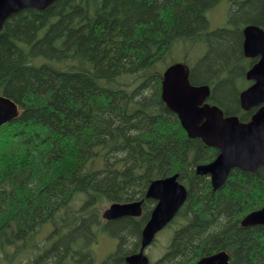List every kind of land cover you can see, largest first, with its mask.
<instances>
[{"label":"trees","instance_id":"obj_1","mask_svg":"<svg viewBox=\"0 0 264 264\" xmlns=\"http://www.w3.org/2000/svg\"><path fill=\"white\" fill-rule=\"evenodd\" d=\"M220 1L55 0L4 21L0 93L19 114L0 126L3 264H96L99 233L115 249L98 264H126L155 204L149 183L173 174L187 195L151 264H193L221 250L230 264H264V226L240 225L264 206V165L235 169L212 190L195 167L217 149L189 138L161 99L174 48L196 45L189 79L211 87L207 101L242 121L256 110L239 102L253 63L241 42L246 25L264 29L262 1L231 0L226 24L211 28L207 13ZM133 200H142L140 217L101 218L110 203Z\"/></svg>","mask_w":264,"mask_h":264},{"label":"water","instance_id":"obj_2","mask_svg":"<svg viewBox=\"0 0 264 264\" xmlns=\"http://www.w3.org/2000/svg\"><path fill=\"white\" fill-rule=\"evenodd\" d=\"M55 0H0V30L4 21L13 13L24 8L44 10ZM243 53L247 57H258L245 72L253 83L239 94L240 106L247 110L258 108L249 121H241L235 115H224L215 104L206 99L210 95L208 85H196L189 79V68L174 62L161 74V99L173 111L190 138H200L206 145L218 149L216 157L199 164L195 172L208 175L213 190L221 187L232 168L255 172L264 165V30L249 24L243 28ZM18 115V107L10 98L0 93V125L12 121ZM146 197L156 201L141 230L140 247L125 258L126 264H150L144 249L152 242L155 234L175 215L186 198V188L177 180V175L152 180ZM142 213L140 200L114 202L103 211L106 220L124 216H139ZM244 227L263 225L264 206L253 210L240 220ZM193 264H230L225 251L200 257Z\"/></svg>","mask_w":264,"mask_h":264},{"label":"rangeland","instance_id":"obj_3","mask_svg":"<svg viewBox=\"0 0 264 264\" xmlns=\"http://www.w3.org/2000/svg\"><path fill=\"white\" fill-rule=\"evenodd\" d=\"M225 11L226 2L225 0H221L215 8L207 13V18L211 28L220 27L226 24ZM202 50V47L196 45H194L192 48H190V46L178 45L174 48L171 58L168 59L167 62L168 64L171 62L186 63V65L192 69V67H195L197 59L199 58V54L202 52ZM244 82L245 81H242V83ZM102 210L100 212H102ZM173 227L174 225L164 228L156 235L155 241L145 248L144 253L151 262L159 258L166 250V245L168 244ZM44 232L45 230L43 233H41L39 238L44 235ZM114 249L115 241L105 233H99L97 235L96 243L93 245V250L96 256V264H98L108 253L112 252ZM0 264H3L2 261H0Z\"/></svg>","mask_w":264,"mask_h":264},{"label":"flooded vegetation","instance_id":"obj_4","mask_svg":"<svg viewBox=\"0 0 264 264\" xmlns=\"http://www.w3.org/2000/svg\"><path fill=\"white\" fill-rule=\"evenodd\" d=\"M261 1H262V10H263V13H264V0H261ZM227 3H228V5H227ZM230 4H231V0H228V1L226 2V11H225V14L227 13V11H228V9H229ZM242 34H243V33H242ZM242 42H243V35H242ZM242 42H241V44H242ZM243 55H244V53H243ZM246 58H247V57H246ZM248 59H251V60H253V62H255V61L258 59V57H253V58L248 57ZM113 220H115V219H113Z\"/></svg>","mask_w":264,"mask_h":264}]
</instances>
